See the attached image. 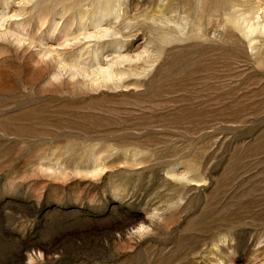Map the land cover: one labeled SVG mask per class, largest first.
Listing matches in <instances>:
<instances>
[{
  "label": "rangeland",
  "instance_id": "374dc122",
  "mask_svg": "<svg viewBox=\"0 0 264 264\" xmlns=\"http://www.w3.org/2000/svg\"><path fill=\"white\" fill-rule=\"evenodd\" d=\"M0 264H264V0H0Z\"/></svg>",
  "mask_w": 264,
  "mask_h": 264
}]
</instances>
